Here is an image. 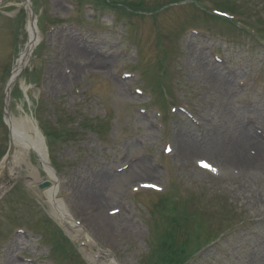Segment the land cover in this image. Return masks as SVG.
Wrapping results in <instances>:
<instances>
[{
	"label": "rangeland",
	"instance_id": "obj_1",
	"mask_svg": "<svg viewBox=\"0 0 264 264\" xmlns=\"http://www.w3.org/2000/svg\"><path fill=\"white\" fill-rule=\"evenodd\" d=\"M30 1L41 39L6 96L29 35L26 0H0V167L7 107L42 131L93 242L51 217L26 184L33 170L49 180L42 161L13 147L0 264H164L171 251L174 264H264V170L212 146L264 138V0ZM231 5L235 21L210 17Z\"/></svg>",
	"mask_w": 264,
	"mask_h": 264
},
{
	"label": "bare ground",
	"instance_id": "obj_2",
	"mask_svg": "<svg viewBox=\"0 0 264 264\" xmlns=\"http://www.w3.org/2000/svg\"><path fill=\"white\" fill-rule=\"evenodd\" d=\"M27 7V31L29 35L28 42L16 59L14 69L9 78L10 88L12 87V84L15 81V78L18 75L19 71L26 66L32 50L34 46L39 42L40 38L39 29L36 23V17L33 14L30 6ZM6 121L10 127L12 144L14 145V147L19 148V153L25 154L27 151L33 150L39 156L40 160L44 163V168L48 174L50 181L52 182V185L46 188L43 194L46 198V202L50 208V213L53 218L61 226H63L66 232L69 233L73 238L85 236L88 241L93 242L88 231L85 230L83 225H79L76 222V220L67 210L61 197L59 196L60 180L56 176H54L51 173L50 168H48L49 159L46 154L45 141L41 137V133L39 132L37 125L33 123V120L28 116H21L20 118H16L14 116H11L10 113L6 115ZM253 141H256L257 143H253ZM242 143L253 144L252 146H254V152L252 155L243 154L242 151L245 145H243ZM212 146L215 150H225L231 158H235L239 162L242 161V159L250 161L248 164L252 166L255 165L253 168L255 170H258L259 172L264 170V138L253 139L248 133H246V131H241L238 134V138L235 137L234 139L228 140L227 142L217 141L214 142ZM240 163L243 165L246 164L245 166L249 167L247 166L248 164L246 162ZM30 176L32 177L30 181H36L39 179L34 170L31 172ZM255 193L257 192L254 191L253 194ZM83 195L85 196V198H88V193L87 195ZM257 195L258 202H264V190H262ZM83 250L85 251V249ZM86 256L96 264H119L112 256H110V260L108 262L103 261V257L97 259V257L92 255L91 253H87Z\"/></svg>",
	"mask_w": 264,
	"mask_h": 264
},
{
	"label": "trees",
	"instance_id": "obj_3",
	"mask_svg": "<svg viewBox=\"0 0 264 264\" xmlns=\"http://www.w3.org/2000/svg\"><path fill=\"white\" fill-rule=\"evenodd\" d=\"M114 1H116V0H114ZM107 2V1H106ZM108 3V2H107ZM49 137L51 136V134H47ZM164 244H167V246L169 247L170 246V243H164ZM172 252L173 251H171L169 254H168V256L167 255H165V257H164V259H163V261H164V264H174V263H176V261H174L172 258H169V256L172 254ZM168 258V259H167Z\"/></svg>",
	"mask_w": 264,
	"mask_h": 264
},
{
	"label": "water",
	"instance_id": "obj_4",
	"mask_svg": "<svg viewBox=\"0 0 264 264\" xmlns=\"http://www.w3.org/2000/svg\"><path fill=\"white\" fill-rule=\"evenodd\" d=\"M48 185H50V182H49V181H44V182H42V183H39V187H40V188H44V187H46V186H48Z\"/></svg>",
	"mask_w": 264,
	"mask_h": 264
},
{
	"label": "snow or ice",
	"instance_id": "obj_5",
	"mask_svg": "<svg viewBox=\"0 0 264 264\" xmlns=\"http://www.w3.org/2000/svg\"><path fill=\"white\" fill-rule=\"evenodd\" d=\"M205 166H207V165H205Z\"/></svg>",
	"mask_w": 264,
	"mask_h": 264
}]
</instances>
